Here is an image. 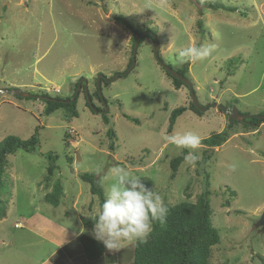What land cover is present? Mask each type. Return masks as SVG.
<instances>
[{
	"label": "rangeland",
	"instance_id": "1",
	"mask_svg": "<svg viewBox=\"0 0 264 264\" xmlns=\"http://www.w3.org/2000/svg\"><path fill=\"white\" fill-rule=\"evenodd\" d=\"M200 1H216L235 10H213L193 0H0V141L8 135L27 139L36 127L40 139L36 151L17 149L7 158L0 192V200L7 202L6 214L0 218V264L53 261L48 255L55 244L38 230L44 218L77 236H93L94 225L86 226L82 219L98 214V199L78 174L98 175L99 169L102 182L117 165L141 176L166 204L194 202L205 187L204 168L211 220L220 234L210 262L264 264L259 257L264 259V232L259 225L264 213V123L249 128L235 123L228 140L214 147L204 162L205 145L186 148L187 154L195 151L200 159L195 165L184 159L175 177H170L169 160L182 149L171 144L169 136L191 131L205 138L229 129L227 113L213 103L235 106L247 118L264 116V0ZM115 16L144 33L156 34L159 55L174 70L185 72L187 66L185 76L198 103L208 106L202 115L187 109L168 131L171 110L188 107L192 98L185 84L174 87L154 57L155 41L149 36L138 45L128 73L108 85L103 81L129 69L130 58L133 62L136 35L116 23ZM209 43L215 45L210 57L178 62L179 50ZM98 76L106 105L98 101L94 90ZM85 81L94 93H89L93 105L107 109L105 113L93 111L81 91L78 116H69L64 108L44 114L45 97L75 96ZM12 90L29 96H16ZM47 152L58 156L48 181ZM56 181L63 186V194L54 206L44 194ZM102 186L105 191L106 182ZM77 241L72 251L80 252ZM133 244L125 243L119 251L105 247L106 256L90 263L131 264ZM71 264L79 263L72 260Z\"/></svg>",
	"mask_w": 264,
	"mask_h": 264
},
{
	"label": "trees",
	"instance_id": "2",
	"mask_svg": "<svg viewBox=\"0 0 264 264\" xmlns=\"http://www.w3.org/2000/svg\"><path fill=\"white\" fill-rule=\"evenodd\" d=\"M193 1L199 6L201 5L213 10H217L220 8H223L227 11L235 10L233 7L225 6L216 1ZM115 22L122 24L124 28L133 32L136 37L137 35L143 33L140 38L139 44H141L143 39L147 36L152 38L151 33L149 34V31L147 33H144L142 29H139L138 27L133 25L132 22L128 21L127 19L121 16H115ZM198 24L199 27H202L201 20H198ZM147 30H150V28H147ZM136 37L133 38V45L136 40ZM131 63L132 58H130L129 60L128 67L131 65ZM175 71L185 76V72L187 73V66H185L184 68L185 72H181L180 70ZM116 74L120 75L121 73L116 72ZM166 74L172 78V82L176 89H178L182 84H185L182 80L171 76L167 72ZM103 81L107 85L109 84V81ZM44 95L48 96V94L46 93H44ZM88 97L91 99L92 96ZM54 98L55 99L44 98V101L47 103L43 110L44 114L49 115L57 109L64 108L69 116H78V111L76 109L77 95L69 96L66 98ZM86 104H88V101H86ZM95 108L99 109L98 107ZM95 108L92 110L95 111ZM187 109H192L198 115H202V110L199 109L193 101L189 104L188 107H175L171 110L169 115V122L167 128L168 131H172L177 117L180 116ZM122 116L128 118L135 124L140 123V120L138 118L133 117L127 114L126 112H122ZM227 116L229 119V129L221 130L219 132H212L209 136L202 138L201 144L207 147V150H205L203 153V162L211 157L214 147H219L228 140L233 125L237 122H240L231 119L228 114ZM102 117L104 121L108 123L106 115L102 114ZM258 117L259 115H251L249 118H246L245 121L241 123H243V126L247 128H249L248 126L255 127L257 125H260L261 123H264V118L259 119ZM108 134L110 136L113 134L111 128H108ZM39 144L40 139L38 134V127H36L34 133L27 139H21L15 135H8L0 141V192L2 186V177L5 171V166L7 164L8 155L14 154L17 149H22L25 152H34L39 147ZM110 145L112 146V144ZM110 148L112 150V147ZM186 155L187 149L184 148L178 155L172 157L169 160L171 178L175 177L178 167L183 162L184 157ZM44 156L48 160L45 178V180L48 181L49 177L53 175L54 170L57 168L56 160L58 156L53 152H47L44 154ZM68 159L71 160L70 158ZM202 173L205 179V187L203 191L198 194L196 200L194 202L189 200H183L175 204H167L169 207L167 217L163 222H154L153 232L148 238L147 243L133 244L131 264H212L210 262L211 250L213 246L217 245L220 242V234L218 229L213 226L211 220L212 209L209 200L211 193L208 189V173L204 170V168L202 169ZM78 177L82 181L89 184V191L92 195H95L97 197L98 207L100 209V205L103 203V200L105 198V191L102 186L100 177L95 173L88 172L79 173ZM62 194L63 186L59 181H56L53 185L52 190L44 194V199L48 203L57 206L60 203V197ZM228 204L229 201L224 202V206H228ZM6 209L7 202H2L0 200V218H3L5 216ZM96 215H94L93 217H83V223L86 226L94 225V218L96 217ZM78 240L80 242V246L83 251V259L85 260L86 264H91L92 262H100L106 256L104 244H102L100 241H97L93 236H89L85 233H82L78 236ZM259 257L261 260H264L262 256ZM43 264L52 263L46 262Z\"/></svg>",
	"mask_w": 264,
	"mask_h": 264
},
{
	"label": "clouds",
	"instance_id": "3",
	"mask_svg": "<svg viewBox=\"0 0 264 264\" xmlns=\"http://www.w3.org/2000/svg\"><path fill=\"white\" fill-rule=\"evenodd\" d=\"M214 51L215 45L209 43L190 45L175 55L179 63H185L204 60ZM168 140L179 149L192 150L198 149L202 142V138L191 131L171 135ZM184 159L195 165L200 157L192 151ZM231 168L235 170V165ZM99 172L97 169L98 175ZM102 182H106L105 198L94 218L93 237L112 251H119L125 243H147L154 222H163L169 212L163 196L146 186L141 176L119 165L111 167Z\"/></svg>",
	"mask_w": 264,
	"mask_h": 264
},
{
	"label": "water",
	"instance_id": "4",
	"mask_svg": "<svg viewBox=\"0 0 264 264\" xmlns=\"http://www.w3.org/2000/svg\"><path fill=\"white\" fill-rule=\"evenodd\" d=\"M143 34V33H142ZM142 34H139L137 35L136 37V40L134 42V45H133V50H132V57H133V62L132 64L129 66V69L125 70L124 72H122L120 75H124L126 73H128L134 66V59H135V54L137 52V47L139 45V42H140V38L142 36ZM152 38L154 39L155 41V50H154V57L156 59V61L164 68V70L170 74L171 76L175 77V78H178L180 80H182L189 88V93L191 95V98H192V101L194 102V104L201 110H205L208 106L206 105L205 107H202L200 106V104L198 103L197 101V98L195 96V92H194V89H193V86H192V83L191 81L186 78V77H183L181 75H179V73H177L171 66L167 65L162 59L161 57L159 56V43L157 41V36L156 34H151ZM119 76V74H115L114 76L110 77V78H104L106 81H112L113 79L117 78ZM100 77L101 76H98L97 78V87H98V94L103 102V104L106 105L105 103V100L103 99V95L101 93V83H100ZM83 81V80H82ZM86 82V81H85ZM79 88L76 90V93L78 92ZM1 92V90H0ZM13 94H15L16 96H19V97H22V96H29V93H26V92H22L20 90H12L11 91ZM85 93H86V96H87V101L91 107V109H94V105L91 101V99L88 97V91H87V88H85ZM45 99H51L49 97H45ZM71 99H74V98H71ZM213 106H216L218 107L219 109L223 110L225 113H227L229 115V117L233 120H237V121H240V122H244L245 119L247 118L248 115L246 114H241L239 112V110L235 107V106H231V107H227V106H224L222 104H219V103H213L212 104ZM107 111V109H104L102 110V113H105ZM259 119L260 118H264V116H259L258 117ZM259 225L261 226V230L264 232V213L261 215L260 219H259Z\"/></svg>",
	"mask_w": 264,
	"mask_h": 264
},
{
	"label": "crops",
	"instance_id": "5",
	"mask_svg": "<svg viewBox=\"0 0 264 264\" xmlns=\"http://www.w3.org/2000/svg\"><path fill=\"white\" fill-rule=\"evenodd\" d=\"M41 222H43L41 223L42 226L38 229L40 234H45L55 244L54 249L48 255L51 260L53 259L51 261L52 264H71L72 260L75 263L86 264L83 259L81 246H79L80 252L72 251V246L76 245L74 243L78 245V233L70 231L66 226L58 224L48 218H44ZM59 252L60 256L58 255ZM45 262H49V260Z\"/></svg>",
	"mask_w": 264,
	"mask_h": 264
},
{
	"label": "flooded vegetation",
	"instance_id": "6",
	"mask_svg": "<svg viewBox=\"0 0 264 264\" xmlns=\"http://www.w3.org/2000/svg\"><path fill=\"white\" fill-rule=\"evenodd\" d=\"M149 34H150V31H149ZM120 76V75H119ZM118 76V77H119ZM111 82V81H110ZM101 85V84H100ZM76 87H77V85H76ZM85 88H87V91H88V86H87V82H86V85L84 84V83H82L81 85H80V87H79V90H78V92L76 93V95L78 96L79 94H81V91H82V94H83V96H85V98H87L86 97V93H85ZM76 89V88H75ZM95 93L97 94V96L99 97V94H98V87H97V84L95 83ZM89 93H92V94H94L93 92H89L88 91V96H89ZM92 101V100H91ZM98 101L99 102H101V98L99 97V99H98ZM93 103V102H92ZM102 110L99 108V109H96L95 108V112H101Z\"/></svg>",
	"mask_w": 264,
	"mask_h": 264
}]
</instances>
